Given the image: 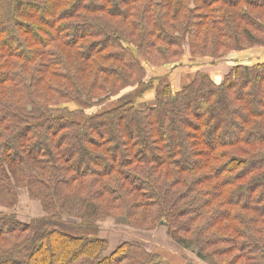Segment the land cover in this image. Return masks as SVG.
<instances>
[{
    "label": "trees",
    "instance_id": "16d2710c",
    "mask_svg": "<svg viewBox=\"0 0 264 264\" xmlns=\"http://www.w3.org/2000/svg\"><path fill=\"white\" fill-rule=\"evenodd\" d=\"M255 46L264 0H0V208L25 190L46 213L0 211V264H167L131 241L107 254L108 219L264 264V62L229 59ZM186 47L229 72L158 82Z\"/></svg>",
    "mask_w": 264,
    "mask_h": 264
},
{
    "label": "rangeland",
    "instance_id": "374dc122",
    "mask_svg": "<svg viewBox=\"0 0 264 264\" xmlns=\"http://www.w3.org/2000/svg\"><path fill=\"white\" fill-rule=\"evenodd\" d=\"M197 61L198 60L190 57L189 49L186 47L185 56L183 57L182 62L178 64L176 70L173 69L170 71L169 67L161 66L153 68L151 74L158 76V82L176 80L177 83L173 81V85H178V87L175 88L178 89L181 84L189 82L193 77L194 72L198 71L200 68L211 74L212 77L217 80H220L230 69L228 66L229 63L224 60L206 59V61L212 62L205 65L202 63L196 64ZM166 73H169V75H165ZM154 94L155 90L145 92V94L138 99L136 104L140 108L152 105L154 103ZM73 107L74 106L71 105L72 109ZM94 112L95 110L89 111V113ZM19 195V204L15 209L0 208V211L15 213L19 220L24 222L46 216L42 204L31 199L27 191L21 190ZM169 233V229L163 225L155 230H136L129 228L125 223L114 219H108L105 223H102L99 231V235L109 241L107 254L112 252L122 242L131 241L143 246L149 252L161 255L162 260L167 264H207L199 260L194 252L180 248L170 238Z\"/></svg>",
    "mask_w": 264,
    "mask_h": 264
},
{
    "label": "crops",
    "instance_id": "0c3cea01",
    "mask_svg": "<svg viewBox=\"0 0 264 264\" xmlns=\"http://www.w3.org/2000/svg\"><path fill=\"white\" fill-rule=\"evenodd\" d=\"M230 61L233 63L234 61H238L240 63L249 64V63H255V62H264V47H251L247 48L241 51H237L233 53L230 58ZM231 62H228V66L231 67ZM221 72V71H220ZM177 83L176 80H173ZM171 80L172 85L174 84ZM174 88H177L178 85H173Z\"/></svg>",
    "mask_w": 264,
    "mask_h": 264
}]
</instances>
